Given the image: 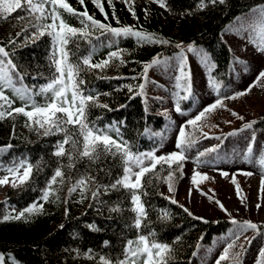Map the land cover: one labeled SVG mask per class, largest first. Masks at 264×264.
<instances>
[{"label":"trees","instance_id":"trees-1","mask_svg":"<svg viewBox=\"0 0 264 264\" xmlns=\"http://www.w3.org/2000/svg\"><path fill=\"white\" fill-rule=\"evenodd\" d=\"M102 2L108 14L107 20L92 0H85L84 6L78 0H68L79 12L86 6L88 13L102 23L117 28L131 26L155 34L160 41H167L146 45L137 44L132 38H121L115 45L103 37L102 43L95 39L91 41L96 45L93 62H99L109 51L119 48L124 50L122 58L125 63L121 65L114 60L103 71L96 69L83 76L85 84L81 87L86 94L98 95L99 103L108 105V108H91L89 119L99 126L115 122L123 137L139 151L154 145L153 139L145 136L146 132L159 129L164 123L163 114L157 111L155 103L145 98L144 92L130 98L139 90L138 86L144 84V67L153 58L161 61L178 53L183 46L191 45L208 55L213 64L211 75L225 81L233 55L222 38L223 30L239 15L258 6L264 8V0H224V3L219 0H165V9L151 0L145 8L132 2L136 14L134 19L125 2L113 0L115 18L113 7L108 6L107 0ZM64 15L72 26H81L78 18ZM30 22L31 18L21 10L13 12L6 20L0 17V46L5 47L19 65L24 73V82L38 91L40 85L48 82L54 69L49 61V38L45 36L33 41L30 37L35 29L29 27ZM26 27L28 31H22ZM10 41H15V44ZM79 44L76 55H86L89 43L81 40ZM126 85L133 86L134 93H129ZM102 93L108 95H100ZM36 100L41 104L45 102L41 96ZM13 106H20V102L16 101ZM252 122L251 133L264 127V117ZM62 137L63 133L45 136L42 130H30L22 115L0 120V148L11 145L0 152V164L7 166L26 158L34 168V178L29 184L10 189L0 199V216L18 213L34 201L43 204L42 213L29 217L27 223L23 220L0 222V255L4 264H100L101 256L115 262L124 258L125 245L129 240H136L138 235L170 245L174 250L170 264H197L200 248L211 245L214 238L224 235L230 227L231 223L225 219L203 218L207 223L193 219L194 215L189 216L184 211L185 207H180L181 203L173 204L166 199L161 188L169 169L164 165L162 170L157 166L160 179L153 176L143 189L146 194L142 200L147 217L137 229L128 192L106 188L122 175L120 161L111 157L97 163L77 160L69 169L67 158H59L58 161L53 155L55 144ZM65 147L71 150V145ZM208 156L210 158V153L205 157ZM57 166H62L66 173L65 183L54 185L56 196L44 203L40 199L41 192ZM84 175L94 178L89 190L83 196L79 190L69 193L68 188ZM97 186L99 195L93 198L91 191ZM114 207L121 211H112ZM164 213H168L167 219L162 218ZM256 225V231L264 234V225Z\"/></svg>","mask_w":264,"mask_h":264},{"label":"snow or ice","instance_id":"snow-or-ice-1","mask_svg":"<svg viewBox=\"0 0 264 264\" xmlns=\"http://www.w3.org/2000/svg\"><path fill=\"white\" fill-rule=\"evenodd\" d=\"M78 2L81 6H84L85 0H78ZM124 2L133 18L136 19L132 0H124ZM153 2L157 3L161 8H167L165 0H153ZM212 2H215V0H212ZM219 2L224 3V0H219ZM92 3L99 9L104 19L107 20L108 14L105 12L102 0H92ZM107 4L109 7H113V0H107ZM17 10L25 12L31 18L32 22H30L29 27L35 29L30 37L33 41L45 36L49 38V61L54 71L48 78V82L40 85L37 91L33 86H29L24 82L23 71L14 62L5 47L0 46V120L9 117L14 118L15 115H22L26 118V126L30 130H42L45 136L63 133L62 139L55 144L53 155L58 158V161L59 158H67L69 161L67 168L69 169L74 166L77 160L86 159L91 163L100 162L108 157L119 160L122 167V175L114 183L106 186V188L116 191L123 189L128 192L132 205L131 211L135 214L134 224L137 229H140L142 220L147 217L145 204L142 200V196L146 194L143 189L152 180L153 176L156 179H160L156 172L157 166H160L162 170L164 165H167L169 170L166 177H164V182L168 185L169 193L174 192L175 173L179 172L180 177L183 178L184 163L190 159L187 152L199 140V137L195 135V132L199 131L198 122H201L206 117V114L222 107L223 100L215 99L211 104L199 110L193 118L186 120L178 127L174 143L175 150L171 153L157 155L155 150L147 152L136 150L134 145L123 137L120 128L116 126L115 122L99 126L95 121L89 119L88 113L91 108H108V105L99 103L98 95L86 94L81 87L85 84L83 76L96 69L103 71L114 60H118L121 65L125 63L122 58L124 50L119 48L109 51L106 58L99 62H93V57L96 54V45H93L91 41L95 39L102 43L101 37L108 39L112 45H115V42L121 38L135 39L136 43L140 45L167 43V41H160L155 34L136 30L131 26L117 28L102 23L88 13L86 6L84 11L79 12L68 3V0H0V17L3 19L6 20L8 16ZM61 10L63 11L61 12ZM201 10H203V3L201 4ZM64 14L78 18L81 26L79 28L72 26L67 22ZM256 15L258 26L264 29V9H261ZM23 18L17 17V19ZM113 18H115L114 7ZM22 31L27 32L28 28L26 27ZM96 32L99 35L94 36L93 34ZM81 40L87 41L90 47L85 50L87 52L86 55L81 53L77 56L75 50L79 49V41ZM10 43L15 44V41H10ZM257 48L258 51L264 54V45L257 46ZM187 52L194 53L196 50L189 45ZM206 63L210 62L206 61ZM160 64L161 61L158 58H153L151 63L143 69L144 79L147 80L149 69ZM174 67L177 72L174 77L175 87L178 89L177 94L183 93L181 100L189 101L192 98V78L185 65L183 53L178 54ZM262 80H264V70L258 73L256 79L246 89L235 95L228 96L227 99H236L247 95ZM206 84L219 93L220 85L212 80H207ZM126 87L129 93H134L133 86L126 85ZM138 87L139 90L130 98L143 94L145 85L140 84ZM100 95H108V93ZM37 96L44 97L45 102L43 104L39 103L36 100ZM16 101L20 102V106H13ZM121 107H124V105H121ZM174 110L179 114H183L180 104H176ZM232 115L237 116V113L233 112ZM238 119L243 120V117H238ZM252 123H248L244 127L251 128ZM189 128L192 131H188ZM235 134L232 133V135ZM202 135L205 139L209 138L206 133H202ZM254 140L255 136L251 138L246 146L245 157L248 160L253 159L255 146L252 141ZM65 145H71V150L66 149ZM10 147L11 145H7L4 148H0V152H4ZM215 150V148H208L199 152L196 161L199 162L200 157H204ZM203 163H208V161H203ZM261 167H264V153H261ZM0 171L6 172V175L0 178V186L10 183L13 188H16L29 184L34 178L33 165L26 158L13 161L7 166L0 164ZM243 174L252 175L251 172ZM220 175L226 177L229 174L221 172ZM65 179L66 173L63 167L57 166L54 174L47 179L40 199L44 203L50 202V197L56 196V188L53 186L63 185ZM206 179H208L206 174L194 170V174L191 176V183L198 185ZM93 180L94 178L84 175L76 179L72 186L68 188V192L72 193L79 190L81 196H83L89 190V184ZM232 183H236L234 177ZM261 186L264 188V179L261 180ZM237 192L239 194L238 186ZM91 195L93 198L98 197L99 186L96 187V190L91 191ZM189 195H191V190ZM166 199H169L173 204L178 203L177 200L171 197H166ZM209 199L211 200L212 198L209 197ZM216 204L228 214L227 209L220 201L217 200ZM180 207L183 206L181 205ZM256 207L259 209L261 205ZM111 210L114 212L121 211L118 207H114ZM42 211L43 204L34 201L18 213L13 212L0 216V222L23 220L27 223L29 222V217L39 215ZM184 211L189 216L193 215L187 208ZM65 213L67 214V209H65ZM162 218L167 219L168 213H164ZM193 219L207 223V221H203L202 217L193 216ZM230 223L234 226L232 237L229 238L230 242L226 244L221 254L216 258L215 264H224V262L229 260L231 264H243V251L232 252V249L236 247L235 241L239 240L249 230H257V225L249 221L238 222L235 219H231ZM245 240L247 243H251V240L247 237H245ZM105 244H107V241ZM244 247V244L240 245L242 250ZM173 251L168 244L160 243L145 235H138L136 240H129L125 245L123 259L113 262L101 256L99 260L100 264H170L173 259ZM0 264H4L3 257H0ZM255 264H264V248L258 250Z\"/></svg>","mask_w":264,"mask_h":264},{"label":"rangeland","instance_id":"rangeland-1","mask_svg":"<svg viewBox=\"0 0 264 264\" xmlns=\"http://www.w3.org/2000/svg\"><path fill=\"white\" fill-rule=\"evenodd\" d=\"M120 1L124 2V0ZM132 2L145 8L151 0H132ZM261 9L264 8L255 7L239 15L225 27L222 37L233 55L225 81L217 80L211 75L213 64L207 54L195 46L192 47L196 52L189 53L187 52L189 45L161 60L159 66L149 69L147 80L144 81V96L156 104L157 111L164 116V123L161 128L149 129L146 132L145 136L153 139L154 145L141 152L155 150L157 155L171 153L175 150L178 127L215 99L223 100L222 107L206 114V117L198 122L199 131L195 132V135L199 140L187 152L190 159L184 163L183 178L180 177L179 172L176 176L174 192L169 193L166 182H163L161 188L165 197L177 200L196 217L211 220L225 219L229 223L231 219H235L238 222L249 221L264 225V188L261 186V180L264 179V167H261V153H264V127L254 133L250 132V128L244 127L254 119L264 117V80L253 87L247 95L227 99L228 96L246 89L256 79L258 73L264 70V54L257 48L264 45V29L258 26L256 15ZM180 53L185 56V65L192 78V98L189 101H182L183 93L177 94L178 89L175 87L174 77L177 72L174 64ZM207 80L220 85L219 93L207 86ZM183 102L189 105L186 107ZM176 104H180L183 114L174 110ZM233 112L237 113V116H233ZM238 117H243V120ZM188 131L192 129L189 128ZM202 133H206L209 138L205 139ZM232 133L236 134L232 135ZM253 136H255V140L252 141L255 151L253 159L248 160L245 157L246 146ZM208 148L216 150L210 152V158L205 157L206 154L197 162L196 157L199 152ZM194 170L206 174L208 179L193 185L191 176ZM221 172H227L229 175L222 176ZM247 172H251L252 175L243 174ZM4 175L6 173L0 171V178ZM233 177L236 180L235 184L232 183ZM12 188L10 183L0 186V199ZM190 190L191 195H189ZM209 197L212 199L210 200ZM217 200L224 205L228 214L216 204ZM257 205L261 207L258 209ZM233 227L230 224L224 235L214 238L211 245L200 248L197 264H215L216 258L230 242ZM245 237L251 240V243H247ZM235 243L236 247L232 252L243 251V264H255L258 250L264 248V234L249 230ZM241 244L245 245L243 250L240 248ZM224 264H231V261H226Z\"/></svg>","mask_w":264,"mask_h":264}]
</instances>
